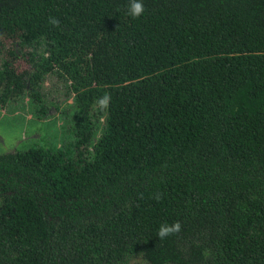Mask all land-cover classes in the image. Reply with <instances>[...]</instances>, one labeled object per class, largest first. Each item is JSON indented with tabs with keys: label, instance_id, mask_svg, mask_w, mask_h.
<instances>
[{
	"label": "trees",
	"instance_id": "trees-1",
	"mask_svg": "<svg viewBox=\"0 0 264 264\" xmlns=\"http://www.w3.org/2000/svg\"><path fill=\"white\" fill-rule=\"evenodd\" d=\"M127 6L0 0V104L78 107L75 152L0 153V264H264V0Z\"/></svg>",
	"mask_w": 264,
	"mask_h": 264
},
{
	"label": "rangeland",
	"instance_id": "rangeland-1",
	"mask_svg": "<svg viewBox=\"0 0 264 264\" xmlns=\"http://www.w3.org/2000/svg\"><path fill=\"white\" fill-rule=\"evenodd\" d=\"M15 63L19 70L28 67L22 58ZM2 64L3 56H0V69ZM70 83L56 72L46 75L41 92L48 111L43 117L37 112L39 105L28 95L13 97L6 106L0 104V153L32 146L60 147L75 152L78 107ZM99 124L98 136L105 128L104 118H100ZM128 264H147V261L141 254H134Z\"/></svg>",
	"mask_w": 264,
	"mask_h": 264
},
{
	"label": "clouds",
	"instance_id": "clouds-1",
	"mask_svg": "<svg viewBox=\"0 0 264 264\" xmlns=\"http://www.w3.org/2000/svg\"><path fill=\"white\" fill-rule=\"evenodd\" d=\"M144 12L143 0H128L127 15L132 18H137ZM51 23H58L54 18ZM158 198V197H157ZM181 229V224L179 221H174L172 223L162 222L157 228L156 235L159 239H164L165 237L179 232Z\"/></svg>",
	"mask_w": 264,
	"mask_h": 264
}]
</instances>
